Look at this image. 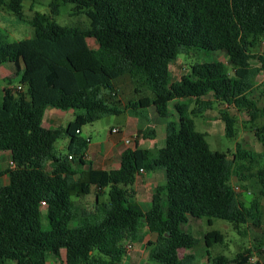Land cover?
Instances as JSON below:
<instances>
[{
    "label": "trees",
    "instance_id": "1",
    "mask_svg": "<svg viewBox=\"0 0 264 264\" xmlns=\"http://www.w3.org/2000/svg\"><path fill=\"white\" fill-rule=\"evenodd\" d=\"M23 1L0 0V7L23 20ZM61 3H73V14H85L90 27L60 25L55 16ZM50 7V13L34 12L29 20L32 37L0 41V64H15L13 74L0 83L12 85L17 79L0 95V140L8 137L14 164L0 171V176L10 174V182L0 185V264H47L50 255L61 257L63 249L68 264H122L126 243L139 242L144 228L156 235L148 241L152 263L196 264L194 254L179 256V250L198 244L183 229L191 218L262 228L260 200L254 198L248 206L236 191L250 178L246 163L257 161V154L241 144L231 158L211 150L193 117L217 102L247 112L252 120L257 117L250 65L256 58L264 67V55L251 48L264 35V0H52ZM88 38L98 47H90ZM203 49L226 50L233 74L222 61H203L173 79L170 65L179 55ZM125 76L135 82L136 94L146 88L152 96L123 103L117 81ZM150 106L169 118L165 145L140 148L137 140L135 147L123 150L119 168L94 167L87 155L91 139L82 136V128L127 112L148 119ZM50 107L73 110L75 119L42 132ZM220 118L226 135L235 137L238 119L225 110ZM256 136L264 158V125ZM61 138L69 139L65 154L56 148ZM46 168L47 177L39 182V172ZM141 169L166 173V182L154 187L148 209L129 188ZM256 177L264 195V164ZM92 186L97 202L86 211L77 199L90 194ZM106 188L109 200L101 202ZM204 239L207 264H264L250 261V250L233 260L211 255L210 248L224 242L217 229L207 231Z\"/></svg>",
    "mask_w": 264,
    "mask_h": 264
},
{
    "label": "rangeland",
    "instance_id": "2",
    "mask_svg": "<svg viewBox=\"0 0 264 264\" xmlns=\"http://www.w3.org/2000/svg\"><path fill=\"white\" fill-rule=\"evenodd\" d=\"M52 0H35L34 4L32 0H24V19H19L15 14L7 7H0V41L15 40L19 41L25 38L32 37L35 34L33 25L29 22L32 19L34 12L50 13L51 7L50 2ZM74 4L73 3H61L60 13L55 16V19L60 25L63 26H79V28H89L90 19L84 14H73ZM6 35L5 37L3 36ZM88 43L90 46L95 47L96 41L89 38ZM253 54L264 55V35L257 39L256 45L251 48ZM179 60L172 65L173 78L181 76V74L189 73L190 67L195 62H213L222 61L224 62L230 74H233L234 68L229 62V57L226 50L206 51V49L191 52L181 53ZM263 62L259 59L251 60L250 71H251V82L254 83L253 98L258 108L257 117L252 120L245 111H238L234 106H228L225 103L217 102L213 105L212 109L206 110L202 115L193 117L195 120L196 129L202 131L206 135V139L209 142L210 149L213 151H220L228 153L229 157L236 152L237 145L241 144L247 150L253 151L257 154V161L253 163L247 162L246 174L250 178L243 182V186L240 187L239 194L240 198L245 202L246 205H250L254 198L260 200L261 205L264 207V195L261 193V184L256 177L257 170L264 164V158L259 157L263 153V144L256 136V129L264 125V67ZM179 74V75H178ZM17 83V79L14 80ZM135 82L130 76H125L118 79L117 90L119 92V99L126 103L128 100L133 99L134 96H151V92L142 88L140 93L134 90ZM212 98L210 94L207 99ZM225 110L230 115L235 116L238 119L235 124V137L230 138L226 135L225 121L220 118L221 112ZM170 112L173 114L172 117L176 116V110L173 104H170ZM148 119H140L136 117L137 127L140 129L138 136L141 139H146L143 146H152L153 139L157 137L158 146L159 144L164 145L165 141V127L161 123L162 121H168L169 118H155L153 112L150 109L146 110ZM131 116V117H130ZM133 115L123 113L121 115H109L101 120L87 124V132L85 135H92V142L102 143L103 148L106 147L107 143L117 139L120 132H112L113 127H119L122 130H126L128 123L133 120ZM171 117V118H172ZM170 118V119H171ZM149 130L154 131L149 133ZM148 131V132H146ZM132 137V136H131ZM130 146L133 145L136 138H132ZM65 138H61L56 142V148L63 154L67 153V149H62ZM47 170L39 172V182L43 181L47 177ZM253 175V176H252ZM255 175V176H254ZM237 179V178H235ZM2 185V184H0ZM129 188L136 189L133 184ZM250 192V193H249ZM134 195L136 192L134 191ZM144 198V197H143ZM76 199V198H75ZM109 200V189L106 188L105 192L100 197L101 202H107ZM79 207L86 211H92L96 205L95 192H91L86 196H82L77 199ZM146 205V202L144 203ZM43 226L47 225L46 213L43 209ZM185 231L191 232L195 237L198 238V244L194 247L193 252L196 256V264H202L203 256L205 251L208 249L205 243V233L212 229H217L224 235V242L214 244L210 248L211 255H217L222 253L228 256L230 259H234L237 253L245 252L250 250V256L252 262L264 261V222L262 228H256L253 225H234L223 221V219H213V225L208 224L207 218H191V222L183 228ZM150 234L147 230L143 229V236L139 242H135L136 250H132L130 256L126 254L122 264H154L148 258V241ZM185 249L179 250L180 255H183ZM137 253V254H136ZM138 255V256H137ZM62 256L54 257L49 256L47 264L51 262H57L58 264H66L65 250H62ZM206 257V256H205ZM204 257V258H205ZM202 259V260H201ZM206 259V258H205ZM127 260V263H124ZM231 262L229 264H234ZM203 264H206L204 261Z\"/></svg>",
    "mask_w": 264,
    "mask_h": 264
},
{
    "label": "crops",
    "instance_id": "3",
    "mask_svg": "<svg viewBox=\"0 0 264 264\" xmlns=\"http://www.w3.org/2000/svg\"><path fill=\"white\" fill-rule=\"evenodd\" d=\"M91 39H93V38H91ZM93 40H95V39H93ZM90 47H92V46H90ZM97 47H98V43L95 47H92V48H97ZM179 59L180 58H177L170 65L171 73H172V69H171L172 65L173 64L175 65V63ZM14 70H15L14 62H6L4 64H0V81L5 76L13 74ZM180 77L181 76L179 75L173 79H178ZM117 83H118V81H117ZM16 85H17V83H15V81L12 85H6V83L1 82L0 83V95L2 94V91H3L5 86H16ZM140 96L139 97L134 96V97L140 98ZM148 109H150L153 112V114H154L153 116L155 118L160 119V116L156 112V109L154 106H150ZM129 114H131V113H129ZM131 115H133V114H131ZM133 116H134L133 120L131 121V123L127 124L126 130H122L118 127L120 130V134L118 135L117 139H114L112 142L107 143L105 148H103L102 143H100V142L99 143L92 142V135L91 134L85 135V133L88 130L87 125H85L82 128V131H81L82 136H84L85 138L91 139V141L89 143L87 155H88V159L93 162L92 164L94 167H96L97 169H106V170L119 168L120 163H121V154L125 148L130 146V145L125 144V140L127 138H130L131 136H132L131 138H133V137L136 138L135 142L133 143V145H131V147H135L137 140H138V145L140 148H153L155 146L163 147L165 145V143H164V145L159 144V146H158L159 142L157 140V137H155L153 139V143L151 144L152 146H149V145L143 146L146 139H141L140 136H138V132L140 131V129L137 127V122H135L137 119L136 118L137 116L136 115H133ZM175 118H176V116H175ZM74 119H75V112L73 110L62 111V110H58V109L52 108V107L47 108L45 111L44 119H43L42 124L40 126V131H42V132H51L54 130L56 131L58 128L66 127L67 124ZM166 122H168V121H162L161 122L165 127V141H166ZM7 139H8V137H4L3 139L0 140V171H3L5 169L11 167L10 161H12V156H11V151L8 148L9 144H8ZM68 141H69V139L65 138L64 145L61 147L62 149L63 148L67 149ZM60 153H62V152H60ZM8 182H10V174L7 172V173H4L3 175L0 176V184L3 185V184H7ZM165 182H166V173L160 169L154 170L151 172H143L140 175L139 174L137 175L136 181L134 183V185L136 186V189H134V188L133 189L136 192L135 198L138 200V202L142 205V207L144 209H148L150 206L154 187L158 184H160V185L164 184ZM91 192H95V197H96V202H97L95 186L91 187ZM104 192H105V190H104ZM145 202H146V205L144 204ZM261 208H262L261 213H262L263 222H264V207L261 205ZM189 222H191V219ZM189 233H191V232H189ZM155 238H156V235L150 234L149 240H152V239L154 240ZM132 250H136L135 245H134V248H132ZM185 250L186 251L183 252L182 256L180 255V252H179L180 257H183L185 254H194L195 255V252H193L194 248L193 249H185ZM131 251L127 252V254L129 256H130L129 253H131ZM60 258H63V256L61 255ZM202 259H203V262L205 261L207 264L208 257L206 254L203 256ZM124 261H126L124 263H127V260H124ZM195 262H196V259H195ZM203 262H201V263L203 264ZM66 264H68L67 261H66ZM234 264H237V263H234Z\"/></svg>",
    "mask_w": 264,
    "mask_h": 264
},
{
    "label": "built area",
    "instance_id": "4",
    "mask_svg": "<svg viewBox=\"0 0 264 264\" xmlns=\"http://www.w3.org/2000/svg\"><path fill=\"white\" fill-rule=\"evenodd\" d=\"M18 89H23V87L21 86V85H19L18 86ZM112 132H120V130H119V128L118 127H114V128H112V130H111ZM132 138L130 137V138H127L126 140H125V144H127V145H129L130 144V142L132 141L131 140ZM10 164L13 166L14 164L12 163V161H10ZM140 172L141 173H143L144 171H143V169H141L140 170ZM239 190H240V187L238 186V187H236V191H238L239 192ZM43 204V206L45 205V204H47L46 203V201H43L42 202ZM125 250H126V252H129V251H131L132 250V248H134V244H132V243H126V245H125ZM51 264H58L57 262H51Z\"/></svg>",
    "mask_w": 264,
    "mask_h": 264
}]
</instances>
